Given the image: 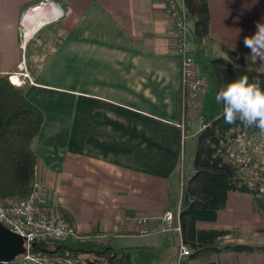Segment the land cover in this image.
<instances>
[{
  "label": "crops",
  "instance_id": "obj_1",
  "mask_svg": "<svg viewBox=\"0 0 264 264\" xmlns=\"http://www.w3.org/2000/svg\"><path fill=\"white\" fill-rule=\"evenodd\" d=\"M208 8L206 54L225 57L235 43L244 66L259 69L243 39L264 21V0H208ZM48 23L56 32L43 38ZM39 38L44 47L35 48ZM173 50L163 0H0V76L17 73L26 98L44 117L34 142L36 179L56 213L129 264L131 252L160 259L158 251L169 250L170 264L177 253L178 233L141 234L135 222L175 214L181 179L193 172L198 121H187L182 142L176 126L180 64ZM21 66L30 80L19 74ZM30 66L38 68L35 75ZM196 228L229 231L218 246L262 245L264 195L229 192L216 219L197 221ZM82 258L84 264L102 263L100 256ZM189 263L264 264V252L206 251Z\"/></svg>",
  "mask_w": 264,
  "mask_h": 264
},
{
  "label": "trees",
  "instance_id": "obj_2",
  "mask_svg": "<svg viewBox=\"0 0 264 264\" xmlns=\"http://www.w3.org/2000/svg\"><path fill=\"white\" fill-rule=\"evenodd\" d=\"M183 3L192 20L189 27L191 52L214 93L241 75L248 76L250 82L259 79L264 89V72L244 66L245 57L239 52L226 48L225 57L206 54L204 44L209 38L210 20L208 0H183ZM38 54L45 55L46 59L49 57L48 50H39ZM33 67L30 66V73L35 75L38 68ZM9 76H0V198L27 196L31 192L38 162L34 142L44 118L42 111L26 98V84L14 85ZM219 106L221 113L208 119L206 127L195 135L193 172L183 183L180 211L175 220L180 225L183 243L191 250L190 258L206 251L211 254L264 252V244L218 246L216 240L229 231L196 228L197 221L216 219L218 211L226 207L229 192L264 195V168H261L264 163L259 165L257 175L248 179L240 174V167L231 153L232 144L240 137L260 136L264 132L240 121L225 123L222 106ZM97 239L85 235L77 240H49L39 243L36 249L52 257H75L81 264H84V254L102 257L99 264H129L125 255Z\"/></svg>",
  "mask_w": 264,
  "mask_h": 264
},
{
  "label": "built area",
  "instance_id": "obj_3",
  "mask_svg": "<svg viewBox=\"0 0 264 264\" xmlns=\"http://www.w3.org/2000/svg\"><path fill=\"white\" fill-rule=\"evenodd\" d=\"M164 13L171 21L174 34V54L180 64V100L181 119L176 124L184 142L186 137L187 121L194 118L198 121V130L205 128L208 119L202 114L200 102L208 91V81L201 71L195 55L190 49L189 20L183 0H163ZM22 34L25 29L22 27ZM24 65V61L22 62ZM23 77L30 80L21 66ZM17 76V73L13 74ZM12 74L9 76L11 82ZM13 83V82H12ZM22 84V80L18 85ZM181 179V188L184 183ZM49 194L46 187L38 180L33 182L32 190L27 196L0 198V224L11 232L22 237L26 242L23 256L10 264H81L75 257H52L48 253L36 249L37 245L49 240H77L83 238L74 226L50 206ZM180 204L174 214L166 211L156 217L140 216L135 218L141 234H150L158 231H174L179 234V243L174 264H190L191 250L183 243L180 234V225L173 223L174 216L178 218ZM35 245V247L33 246Z\"/></svg>",
  "mask_w": 264,
  "mask_h": 264
},
{
  "label": "clouds",
  "instance_id": "obj_4",
  "mask_svg": "<svg viewBox=\"0 0 264 264\" xmlns=\"http://www.w3.org/2000/svg\"><path fill=\"white\" fill-rule=\"evenodd\" d=\"M243 43L250 49L249 55L254 62H258L260 71L264 72V21L256 23L255 32L245 35ZM235 49L234 43L231 50ZM215 100L222 106L225 123L240 121L245 126H254L264 132V89L259 79L250 82L246 75L232 79L218 89Z\"/></svg>",
  "mask_w": 264,
  "mask_h": 264
},
{
  "label": "rangeland",
  "instance_id": "obj_5",
  "mask_svg": "<svg viewBox=\"0 0 264 264\" xmlns=\"http://www.w3.org/2000/svg\"><path fill=\"white\" fill-rule=\"evenodd\" d=\"M45 5H42V8H44ZM29 11V10H28ZM27 13V12H26ZM52 21V19H48L44 22ZM34 24V23H33ZM45 24L38 25L35 28H38L39 26L47 27L46 31L43 32V38H48L49 35H52L56 31L53 26H49ZM36 29H34L32 32H34ZM38 47L34 46L35 48L44 47L42 45L43 40L39 38ZM26 68V67H25ZM13 79V82L16 81L17 76H12L11 80ZM202 114L207 118L211 119L212 117H216L221 113V108L219 104L215 100V94L211 87H209L206 96L204 98V103L202 107ZM190 143V139L187 138L186 144ZM231 153L232 158L240 167V174L244 176L245 178H254L257 175V169L259 165L261 166V162L264 163V134L260 136H245L240 137L238 140H236L232 146H231ZM190 155H186V165L185 170L188 167V163L190 160ZM193 161V159H192ZM193 164V163H192ZM264 167V164L262 165ZM261 166V168H262ZM184 178L186 179L188 176L185 173L183 174ZM182 177V176H181ZM158 258H154L151 254L148 256H143L137 253H130V259L132 264H170V261L168 259L169 257V250H159L158 251Z\"/></svg>",
  "mask_w": 264,
  "mask_h": 264
},
{
  "label": "water",
  "instance_id": "obj_6",
  "mask_svg": "<svg viewBox=\"0 0 264 264\" xmlns=\"http://www.w3.org/2000/svg\"><path fill=\"white\" fill-rule=\"evenodd\" d=\"M25 249V240L0 224V264L16 262L23 256Z\"/></svg>",
  "mask_w": 264,
  "mask_h": 264
},
{
  "label": "bare ground",
  "instance_id": "obj_7",
  "mask_svg": "<svg viewBox=\"0 0 264 264\" xmlns=\"http://www.w3.org/2000/svg\"><path fill=\"white\" fill-rule=\"evenodd\" d=\"M39 5H43V4H39ZM55 20H56V18H55ZM13 76H16V75H13ZM12 82H13V79H12ZM19 82H20V80L19 79H16V81L15 82H13L14 84H19Z\"/></svg>",
  "mask_w": 264,
  "mask_h": 264
}]
</instances>
